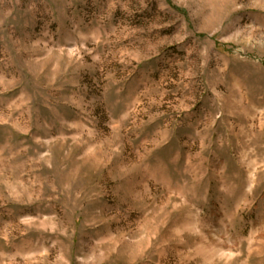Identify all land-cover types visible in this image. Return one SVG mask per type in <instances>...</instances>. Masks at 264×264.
<instances>
[{"label": "rangeland", "instance_id": "374dc122", "mask_svg": "<svg viewBox=\"0 0 264 264\" xmlns=\"http://www.w3.org/2000/svg\"><path fill=\"white\" fill-rule=\"evenodd\" d=\"M0 264H264V0H0Z\"/></svg>", "mask_w": 264, "mask_h": 264}]
</instances>
